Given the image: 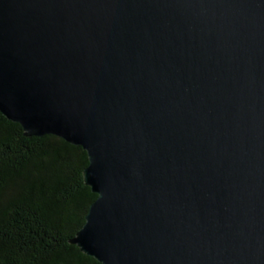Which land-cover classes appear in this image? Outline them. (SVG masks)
I'll return each mask as SVG.
<instances>
[{"label":"water","instance_id":"obj_1","mask_svg":"<svg viewBox=\"0 0 264 264\" xmlns=\"http://www.w3.org/2000/svg\"><path fill=\"white\" fill-rule=\"evenodd\" d=\"M0 113L87 152L101 264H264V0H0Z\"/></svg>","mask_w":264,"mask_h":264},{"label":"trees","instance_id":"obj_2","mask_svg":"<svg viewBox=\"0 0 264 264\" xmlns=\"http://www.w3.org/2000/svg\"><path fill=\"white\" fill-rule=\"evenodd\" d=\"M87 152L0 113V264H101L71 243L98 196Z\"/></svg>","mask_w":264,"mask_h":264}]
</instances>
